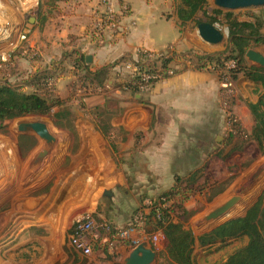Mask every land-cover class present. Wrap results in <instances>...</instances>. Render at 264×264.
Returning a JSON list of instances; mask_svg holds the SVG:
<instances>
[{
	"label": "crops",
	"instance_id": "0c3cea01",
	"mask_svg": "<svg viewBox=\"0 0 264 264\" xmlns=\"http://www.w3.org/2000/svg\"><path fill=\"white\" fill-rule=\"evenodd\" d=\"M166 4L161 7L147 0L128 1L131 16L123 18L122 23L128 25L134 20L135 26L122 35H107L102 44L90 33L91 23L103 8L99 0L59 2L57 12L42 25L38 13L27 22L17 15L0 14V60H9L15 52L21 56L35 54L32 61L27 55L25 64L16 60L18 68L24 67L23 78L35 72H57L66 64L64 71L54 75L55 90L50 96L57 98L62 108L74 104V110L66 117L69 125L54 126L55 142L32 171L30 164L43 150L41 141L40 145L36 142L29 150L21 151V137H33L32 134L16 133L12 126L3 128L8 133L0 131V167L10 186L3 192L9 195H1L0 199L24 200L0 213V233L15 229L11 236L17 242L0 240V250L6 249L1 263L13 264L15 256L23 255L25 258L18 260L20 264H84L85 260L72 251L67 240L75 218L92 212L97 219L122 227L141 205L145 192L170 190L176 178L185 174L183 169H202L197 176L200 180L207 158L202 139L197 150L184 144L188 145L189 136H205L208 141L210 135L236 132L227 124L226 109L238 122L239 131L251 133L253 122L247 105L257 102L261 88L255 92L254 84L238 74L233 81L234 97L227 101L216 71L197 67L184 58L222 53L224 45L202 41L197 25L193 21L181 24L176 15L166 11ZM9 8L6 0H0V12ZM160 15L167 22L173 19L172 28L179 34L178 40L169 45L175 55L170 63L174 75L158 81L146 93L119 89L117 83H122V79L117 76V66L111 67L116 61L135 57L138 49H167L159 50L149 38L150 26ZM8 30L13 33L7 35ZM18 33L24 36L19 37ZM260 33L264 34V28ZM8 36L10 41L5 42ZM253 49L264 56V45ZM74 55L90 57V61L85 60L83 71L68 63ZM105 67H109L108 89L83 98L77 94L76 82L84 78V73L93 75ZM51 173L55 180H51ZM246 241L245 238L242 243ZM197 247L204 250L201 257L206 258L222 245H195L194 263H198ZM117 252L121 261L116 264H124L131 249L123 243Z\"/></svg>",
	"mask_w": 264,
	"mask_h": 264
},
{
	"label": "trees",
	"instance_id": "16d2710c",
	"mask_svg": "<svg viewBox=\"0 0 264 264\" xmlns=\"http://www.w3.org/2000/svg\"><path fill=\"white\" fill-rule=\"evenodd\" d=\"M62 1L64 0L42 1L41 4L44 5L45 10H41L40 4L38 8L40 25L48 18L54 16L57 12L58 3ZM206 4L207 0H180L175 7L176 16L181 21V24L188 21H193L196 25L201 22L213 24L216 22L215 17L206 14L204 11ZM199 11L205 15V20H199L195 17ZM212 12L216 14L218 10L215 9ZM224 16L229 32L228 49L222 53L193 55L192 57L187 56L184 58L191 63L195 62L197 67L211 68L217 74V71L224 67L226 62L233 61L235 66L228 69V76L232 81L237 78L238 74H242L254 84L255 92H257L258 87L261 88L257 102L247 105L253 122L252 131L248 136L255 142L257 150L264 152V68L248 65L244 58L246 51L251 49L250 43L264 45V34L260 33V30L264 28V22L258 17L244 21L231 12H227ZM18 55L20 54L11 55L7 68L16 65V61H13L17 59ZM173 57H175L174 54ZM172 59L169 57L162 60L161 65L167 67ZM123 61L124 59H120L111 67L113 68ZM68 63L81 71L84 70L85 59L82 55L80 57L76 55L70 56ZM135 65L141 69L147 68L149 72L153 71L151 65L147 66L140 63H135ZM107 68L109 67L102 68L93 75L84 73L83 77L96 85H108ZM2 70L0 69V74ZM55 74L56 72L52 71L35 72L24 81L18 83L0 79V123L26 117L47 116L55 127L68 126L69 121L66 120V117L70 110L60 107V102L57 98L51 99L53 97L50 96L51 93L47 92L45 87V81ZM218 78L221 79L220 74H218ZM124 86L125 83H117L119 89L128 91L123 89ZM24 88H32V91L26 92ZM54 107H58V109L53 111ZM229 120L236 122L233 116H230ZM236 125L231 127V129L239 131L240 128ZM0 131L5 130L0 129ZM231 134L229 136H232ZM19 145L21 151L29 150L35 145V139L32 136H23ZM219 158L222 159L220 156ZM202 172V169H200L193 171L186 178L177 177L173 188L151 199L153 207L147 216L146 229L149 228L151 232L159 229L165 238L164 250L156 253L158 255L154 264H195L193 259L195 245L204 247L219 243L225 246L230 241L245 238L247 240L246 243L231 253L222 264H264V206H255L247 210L242 216L229 219L198 237H195L191 230L169 218L168 211L175 200L174 198H176L175 196L180 195L182 186L185 185L189 189L198 180L197 176ZM161 205L164 206L162 207ZM137 209L134 210L129 222L122 227L126 228L131 225L133 215ZM110 226L113 225L110 224Z\"/></svg>",
	"mask_w": 264,
	"mask_h": 264
},
{
	"label": "rangeland",
	"instance_id": "374dc122",
	"mask_svg": "<svg viewBox=\"0 0 264 264\" xmlns=\"http://www.w3.org/2000/svg\"><path fill=\"white\" fill-rule=\"evenodd\" d=\"M42 1L43 0H6L8 7L10 8L7 12L2 10L0 14H2V16L17 15L19 18H22L25 22H27L29 18L34 19L36 17L39 5L42 3ZM128 1L131 0H126L127 4ZM179 1L180 0H147L149 4L161 7H163L167 3L166 5H168V8H166V11L169 10L170 13L174 16L176 15L175 7L179 3ZM137 3L138 2L136 1V5ZM40 6L41 10L44 11V5L41 4ZM215 9L218 10V13L213 14L212 11ZM204 11L207 15H213V17H215L216 22L213 24H215L223 32L224 38L221 41L220 45H224V52L229 47V32L226 31V29L228 28L226 26L224 16L227 12H231L235 16H238L240 18H246L247 20H252L254 17H258L261 21L264 22V6L258 8H247L235 11H228L225 9L217 8L213 5L212 0H207V4L204 6ZM166 14H169V12H167ZM195 17L199 20H205V15L201 11L197 12ZM171 23H173V19H170V22H167V19L161 16V18H157L154 23L150 26L149 38L155 41L154 44L157 46V48H159V50L168 48L171 43L178 40L179 38L178 31L172 28ZM11 33H13V31H11ZM11 33L8 30L7 35ZM22 36H24V33L19 34V37ZM8 41H10L9 36L8 40L5 42ZM259 46L262 45L250 43L251 49L258 48ZM1 48L3 47L1 46ZM24 55L27 56L29 54ZM26 56L18 55L17 59H15L13 62L18 59H21L20 63L22 64L23 60L27 59L26 61H28V58H26ZM29 56L31 57V61L33 60V58L36 57L35 54ZM8 59L11 60V56ZM246 64L251 65L247 61ZM65 66L67 65L65 64ZM65 66L60 67V70H57V72L60 73L61 70L64 71L66 69ZM20 67L21 68H18L17 65H13V67L10 68H0L3 69L0 74V79H7L11 83H18L20 81H24L26 79L23 78L24 75L22 74L24 73V67ZM26 92L28 91L26 90ZM56 109H58V107H56ZM63 109H68L70 111L74 110L73 102L69 103L66 108L63 107ZM228 111L229 110L226 109V118L228 117L227 124L229 125V127L231 128L235 124H237L236 126L239 127L237 121H228L229 117L232 116V113L227 116ZM22 119H41L43 122L48 124V127L52 133L55 129L52 125V121L47 116L26 117ZM13 123L14 122L11 121L0 123V129L8 128L12 126ZM4 133H8V131H3L2 134ZM229 134L230 133L228 131H225L224 134L210 135L208 137V141H206L207 137L205 136H189L187 137L188 145L184 144L188 149H190L191 147L195 150H197L199 145L203 144V154H206L207 156V158H205L206 162L204 163V173L202 177H200L201 179L195 181L189 189L185 185L182 186V188L180 189V195L175 196L176 198H174L175 200L174 202L172 201L173 204H171V213L174 217L175 222L191 230L195 237H198L199 235L210 231L211 229L215 228L216 226L222 224L223 222L229 219L242 216L247 210L255 206H264V152H259L257 150L255 142L252 141V139L243 132L236 131L231 134L232 136H229ZM33 137L35 139V143L38 142V145H40V140L35 135H33ZM201 139L202 144H200ZM8 150V153L11 152L10 148ZM219 156L222 157V159L219 158ZM183 170L185 174L181 177L186 178L193 171H198L200 169L192 168ZM52 175L53 173H51V180H55V177ZM8 180L9 178L5 180L3 175V169L2 167H0V196L5 195L7 197V195H9V193H7V195L3 193L8 187L10 188ZM248 183H250V185L247 191L241 194V187ZM21 193L24 194V192ZM161 193L163 192H145L144 198L152 199L155 195H160ZM233 196H239L241 198V202L233 206L225 215L221 216L220 218L207 223H201L205 215H207L211 210L223 204ZM23 201V199L10 200L9 198L2 197V199H0V213L3 211H8L11 206L15 208V204L17 202L21 203ZM14 230L15 229L13 228L7 229V231L5 229L4 232L0 233V235H2L0 236V240L4 241V243H9L12 242L11 240H14L13 243H17L15 241V236H11ZM149 230L150 229H147V232H149ZM149 236L150 235L146 233L142 239H136V246H138L139 244H145L148 248H151L149 243ZM135 237L137 238V236ZM242 242L243 239H239L237 241L227 243L225 246H222L220 250L215 249L214 253H212L209 257L206 258L201 257L202 255H204V250L197 247L195 250V255L197 257L198 263L196 262L195 264H220L232 251L234 252L236 249L242 247L244 245V243ZM130 245H132V243H130ZM133 249H131V251ZM4 252L6 253L5 248L0 250V259L2 260H5L4 257H2V253ZM118 255L120 256V254ZM157 255L158 254H156V257ZM24 258L25 257L23 255H19L17 257L15 256V262L13 264H20L18 263V260H23ZM119 261H121V259H119ZM0 264L6 263L2 261V263L0 262ZM96 264L101 263L98 262Z\"/></svg>",
	"mask_w": 264,
	"mask_h": 264
},
{
	"label": "built area",
	"instance_id": "2783aa9c",
	"mask_svg": "<svg viewBox=\"0 0 264 264\" xmlns=\"http://www.w3.org/2000/svg\"><path fill=\"white\" fill-rule=\"evenodd\" d=\"M99 2L103 7L102 11L96 15L90 26L91 37L99 44L103 43L104 37L107 35H122L135 26L134 20H131L128 25L122 23L123 18L131 16V9L126 0H99ZM169 57L174 58L172 47L158 52L138 49L135 57L126 58L123 62L116 65V68H118L117 76L122 79V83H125L123 89L136 94L146 93L158 81L174 75L175 69L171 66V62L167 67L161 65V61ZM9 61L10 59L5 62L0 60V68L4 69L7 67ZM135 63L151 65L153 71L149 72L147 68L141 69ZM234 66L233 61H228L224 64V67L217 71L221 76V79H219L221 90L227 101L234 97V84L228 76V69ZM121 70L124 72H121ZM55 84V77H49L45 81L47 92L52 94L55 90ZM108 87V85L98 86L87 78H80L76 82L77 94L81 95L82 98L93 94V92L101 93L102 90L108 89ZM229 115L230 112H227V116ZM161 206L163 207L164 205ZM152 207L153 201L148 198L144 199L134 213L131 225L126 228L110 226L107 221L97 219L92 212L82 213L75 218L68 233V244L74 253L85 260L84 264H96L98 262L106 264L119 263L118 245L124 243L130 249H133L136 246L135 243H137L136 239H142L146 233L150 235L149 243L151 249L155 253L161 252L165 247L163 233L159 229L153 232H147L146 229L147 216L151 212ZM171 211L172 209L170 208L168 211L169 218L175 222Z\"/></svg>",
	"mask_w": 264,
	"mask_h": 264
},
{
	"label": "water",
	"instance_id": "95a60500",
	"mask_svg": "<svg viewBox=\"0 0 264 264\" xmlns=\"http://www.w3.org/2000/svg\"><path fill=\"white\" fill-rule=\"evenodd\" d=\"M212 3L217 8L228 11L264 6V0H212ZM196 29L201 40L210 45L219 44L224 38L223 32L215 24L201 22L197 24ZM226 31L228 32V29ZM244 58L251 65L264 68V56L258 51L249 49L246 51ZM85 60L90 61L91 59L87 56ZM11 129L16 133L35 135L41 141L43 150L36 155L34 162L30 164L29 168L32 171L33 165H37L47 156L55 142V137L50 131L48 124L41 119H18L13 123ZM249 185L250 183L242 186L240 193H245ZM240 199L239 196L231 197L205 215L201 223L214 221L225 215L233 206L240 202ZM155 257L156 253L151 248H148L145 244H139L129 253L128 257L124 260V264H153Z\"/></svg>",
	"mask_w": 264,
	"mask_h": 264
},
{
	"label": "bare ground",
	"instance_id": "6f19581e",
	"mask_svg": "<svg viewBox=\"0 0 264 264\" xmlns=\"http://www.w3.org/2000/svg\"><path fill=\"white\" fill-rule=\"evenodd\" d=\"M241 202V201H240ZM234 212V211H233Z\"/></svg>",
	"mask_w": 264,
	"mask_h": 264
}]
</instances>
